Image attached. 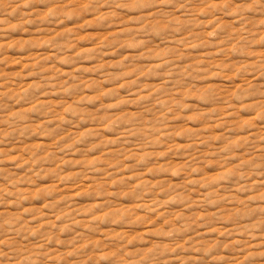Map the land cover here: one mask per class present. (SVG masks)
Masks as SVG:
<instances>
[{"label":"rangeland","instance_id":"1","mask_svg":"<svg viewBox=\"0 0 264 264\" xmlns=\"http://www.w3.org/2000/svg\"><path fill=\"white\" fill-rule=\"evenodd\" d=\"M0 264H264V0H0Z\"/></svg>","mask_w":264,"mask_h":264}]
</instances>
